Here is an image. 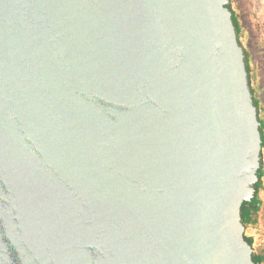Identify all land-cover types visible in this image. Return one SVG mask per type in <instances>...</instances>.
I'll list each match as a JSON object with an SVG mask.
<instances>
[{"label": "water", "instance_id": "95a60500", "mask_svg": "<svg viewBox=\"0 0 264 264\" xmlns=\"http://www.w3.org/2000/svg\"><path fill=\"white\" fill-rule=\"evenodd\" d=\"M230 1L0 0V264H256Z\"/></svg>", "mask_w": 264, "mask_h": 264}, {"label": "rangeland", "instance_id": "374dc122", "mask_svg": "<svg viewBox=\"0 0 264 264\" xmlns=\"http://www.w3.org/2000/svg\"><path fill=\"white\" fill-rule=\"evenodd\" d=\"M232 1H230V5L233 10H236L240 19L238 39L245 55L248 54L252 90L255 99L258 101L260 121L264 123V0ZM248 234H250L249 230L247 231Z\"/></svg>", "mask_w": 264, "mask_h": 264}, {"label": "trees", "instance_id": "16d2710c", "mask_svg": "<svg viewBox=\"0 0 264 264\" xmlns=\"http://www.w3.org/2000/svg\"><path fill=\"white\" fill-rule=\"evenodd\" d=\"M233 20H234L237 35L239 38L240 25H239L238 19L236 18L234 12H233ZM246 63H247V67H249V65H248V54L247 53H246ZM249 76H250V72H249ZM255 104L258 106V101L256 99H255ZM260 129H261V135H262L263 147H264V123H262V121H261ZM258 176H259V181L255 185V194H254L252 201L251 202H244L242 205V208H241L242 220H243V223L247 229L252 227V225L254 223V217L258 214L259 209H260L259 193H260V190L262 189V186H263V181H262L263 169L262 168L259 170ZM245 238L252 245L253 239L249 238L248 236H246ZM261 253H262V250H260L258 252V256L254 258V261L256 264H259L262 261V254Z\"/></svg>", "mask_w": 264, "mask_h": 264}, {"label": "crops", "instance_id": "0c3cea01", "mask_svg": "<svg viewBox=\"0 0 264 264\" xmlns=\"http://www.w3.org/2000/svg\"><path fill=\"white\" fill-rule=\"evenodd\" d=\"M264 170V167H263ZM259 198H260V209L258 214L254 217V223L252 225L251 228H249V234L248 236H252L251 230H254L256 228H259L258 230H260L261 232V237L264 241V173H263V186L262 189L260 190L259 193ZM262 264H264V243H263V247H262Z\"/></svg>", "mask_w": 264, "mask_h": 264}, {"label": "built area", "instance_id": "2783aa9c", "mask_svg": "<svg viewBox=\"0 0 264 264\" xmlns=\"http://www.w3.org/2000/svg\"><path fill=\"white\" fill-rule=\"evenodd\" d=\"M231 2H233L232 0H231ZM234 11V14H235V16H236V18L238 19V22H239V25H240V19H239V17H238V13L236 12V10L234 9L233 10ZM251 228V227H250ZM259 228H256V229H254V230H251V232H253L252 233V239H253V242H252V245H253V247L256 249V251L257 252H259L260 250H262V247H263V243H264V241H263V239H262V237H261V232H260V230H258ZM249 230V228L247 229V231ZM247 231H246V235H247ZM251 234V233H250ZM249 235V234H248Z\"/></svg>", "mask_w": 264, "mask_h": 264}, {"label": "flooded vegetation", "instance_id": "af4514ba", "mask_svg": "<svg viewBox=\"0 0 264 264\" xmlns=\"http://www.w3.org/2000/svg\"><path fill=\"white\" fill-rule=\"evenodd\" d=\"M248 236V235H247ZM249 238H252L251 236H248Z\"/></svg>", "mask_w": 264, "mask_h": 264}]
</instances>
